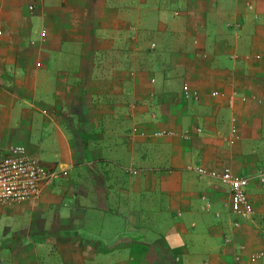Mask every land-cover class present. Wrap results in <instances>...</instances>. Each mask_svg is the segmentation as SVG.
I'll list each match as a JSON object with an SVG mask.
<instances>
[{
    "label": "crops",
    "instance_id": "obj_1",
    "mask_svg": "<svg viewBox=\"0 0 264 264\" xmlns=\"http://www.w3.org/2000/svg\"><path fill=\"white\" fill-rule=\"evenodd\" d=\"M0 30V148L66 172L0 207V264H264V0H0Z\"/></svg>",
    "mask_w": 264,
    "mask_h": 264
},
{
    "label": "built area",
    "instance_id": "obj_2",
    "mask_svg": "<svg viewBox=\"0 0 264 264\" xmlns=\"http://www.w3.org/2000/svg\"><path fill=\"white\" fill-rule=\"evenodd\" d=\"M29 9L33 11L34 6L30 5ZM2 34L0 30V35ZM184 91L186 98L189 97L190 90L187 85L184 86ZM192 95L197 97L196 92ZM212 95L217 96L219 92H213ZM236 95L237 93H234V95L230 96V106L234 105ZM242 100L246 101L247 98L243 97ZM259 102L264 103V97ZM197 131L201 132L198 128ZM238 135L237 119L233 118L230 133L225 140L229 144L234 145ZM151 136L154 138L180 136L186 140L192 138L190 132L181 133L165 129L155 130ZM195 170L200 177L218 179L229 187L230 197L228 203L234 215L243 220L252 218L255 210L247 191L250 184L248 177L235 173L231 168L219 171L198 166ZM61 174H66V172L47 168L23 144H15L5 150L0 148V207L38 200L43 194V190L52 184L56 178L60 177ZM262 180L264 181V178ZM235 225L238 226L239 223L236 222ZM262 239L264 241V233L262 234ZM240 249L244 251L245 246H241ZM243 254H235L231 264H243ZM263 258L264 249L249 254L251 262H257Z\"/></svg>",
    "mask_w": 264,
    "mask_h": 264
},
{
    "label": "rangeland",
    "instance_id": "obj_3",
    "mask_svg": "<svg viewBox=\"0 0 264 264\" xmlns=\"http://www.w3.org/2000/svg\"><path fill=\"white\" fill-rule=\"evenodd\" d=\"M7 222L9 223V221H7V220H5V221L3 220L0 222V230L1 229L3 230V228L5 229V227L9 225V224H7ZM243 222H245V221H243Z\"/></svg>",
    "mask_w": 264,
    "mask_h": 264
}]
</instances>
